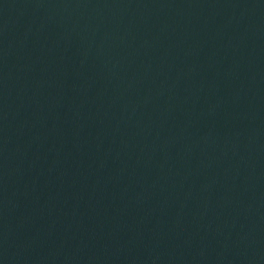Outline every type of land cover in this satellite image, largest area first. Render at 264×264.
Returning <instances> with one entry per match:
<instances>
[{
  "label": "water",
  "instance_id": "95a60500",
  "mask_svg": "<svg viewBox=\"0 0 264 264\" xmlns=\"http://www.w3.org/2000/svg\"><path fill=\"white\" fill-rule=\"evenodd\" d=\"M0 199L44 264H264V0H0Z\"/></svg>",
  "mask_w": 264,
  "mask_h": 264
}]
</instances>
